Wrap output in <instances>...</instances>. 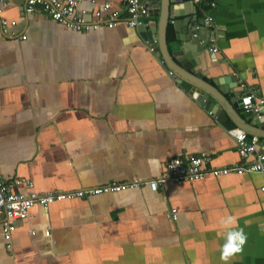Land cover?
<instances>
[{
	"label": "crops",
	"instance_id": "1",
	"mask_svg": "<svg viewBox=\"0 0 264 264\" xmlns=\"http://www.w3.org/2000/svg\"><path fill=\"white\" fill-rule=\"evenodd\" d=\"M3 1L17 23L0 34V175L37 192L142 183L35 205L17 221L12 250L0 229V264H225L228 216L247 236L228 264H264V173L148 185L185 153L208 155L206 168L243 163L232 128L258 137L249 161L264 153V122L226 93L236 75V89L264 98V0L172 1L168 18L163 3L144 31L122 19L77 31ZM78 2L89 19L104 2L125 15L122 0ZM208 15L220 27L216 53ZM175 28L189 37L176 40Z\"/></svg>",
	"mask_w": 264,
	"mask_h": 264
},
{
	"label": "built area",
	"instance_id": "2",
	"mask_svg": "<svg viewBox=\"0 0 264 264\" xmlns=\"http://www.w3.org/2000/svg\"><path fill=\"white\" fill-rule=\"evenodd\" d=\"M124 4L125 15L120 16V11L113 9L109 2L97 5L91 15L93 19H89V13L85 8L79 7L78 0H22L23 13L30 14L36 10L46 13L51 19L61 23L67 28L73 30H87L96 27L99 24L107 23L111 25L117 19H122L129 26L136 27L141 24H146L149 16L148 6L143 4L141 0H122ZM217 0H208L210 6H214ZM3 5L7 2L0 0ZM17 21L14 18H8L1 14L0 9V34L4 36H12L15 31L13 27ZM203 25L214 31V36L211 38L212 46L210 51L216 53L218 45L216 39L217 32L220 27L215 24L213 18L208 15L203 19ZM25 35L19 36L20 39H25ZM153 49L152 47L150 48ZM172 75V71H169ZM240 86L246 92L241 97V106L246 113H253L259 117L264 111V98L258 96L253 90H249L245 83H240ZM234 137L237 151L244 158L241 164H233L227 167H210L206 168L209 162L208 155H193L185 153L179 156H174L166 161L167 172L155 179L148 181L151 190H156L158 186L166 180L172 182L192 181L199 179L205 175L207 171L214 176L228 175L230 173L243 172H260L264 173V153H259L256 160L249 161L248 158L256 151L258 137L249 135L242 129L232 128L230 130ZM142 181H111L102 186L92 187L87 189H78L73 191H44L37 192L32 190L33 183L25 178H15L13 181H6L0 175V229L2 236L6 242V248L12 250V237L17 228L18 220H25L35 205L48 208L55 201L65 199L78 198L83 196H91L99 193L119 192L129 188L138 187ZM26 185L29 191H20L15 189L16 185ZM264 191V185L260 187ZM177 209L172 207L169 211L170 217L175 220L177 217ZM264 215V208H263ZM32 233L34 231H31ZM45 234H49V230H45Z\"/></svg>",
	"mask_w": 264,
	"mask_h": 264
},
{
	"label": "water",
	"instance_id": "3",
	"mask_svg": "<svg viewBox=\"0 0 264 264\" xmlns=\"http://www.w3.org/2000/svg\"><path fill=\"white\" fill-rule=\"evenodd\" d=\"M172 1L173 2L174 1H177V2L183 1V2H186L187 0H165V1H163V0H159V1L158 0H141V2L143 4H145V5L148 6L149 14H151L153 12L155 13V12H158V11L159 12H162L163 11V6H164L163 3H166L167 4L166 5L167 10H165V12L167 14V18L169 17V14L168 13H169L170 9L172 8V6L170 5ZM170 17H171V15H170ZM136 28L139 29V30H143V31L145 29H148V27L147 26H144V24L138 25V26H136ZM188 37H189L188 33H184V30L181 31V29L175 28V39L176 40L182 41V40L187 39ZM189 40L195 41V37L194 36H190ZM154 46L157 48V42L155 43ZM165 49H166V47H165ZM181 65L185 69H188V70L190 69V67L188 65L184 64V63H181ZM232 81L233 82L229 84V87L227 88L226 93L229 96L230 95L233 96V99H232L233 103H232V105H233V107H235V105H236L235 102L237 100L241 104V97L244 95V93L246 91L243 90L242 88L239 89V90L236 89V87L238 86V84H237V76L236 75H235V78L234 77L232 78ZM194 85L195 84H193V88H194ZM195 87H196V85H195ZM195 90L198 91V89L194 88L193 91H195ZM205 93H207L208 95H210L209 92H205ZM259 118L261 119V121L264 122V111H262L260 113ZM257 146H259V145L257 144Z\"/></svg>",
	"mask_w": 264,
	"mask_h": 264
},
{
	"label": "clouds",
	"instance_id": "4",
	"mask_svg": "<svg viewBox=\"0 0 264 264\" xmlns=\"http://www.w3.org/2000/svg\"><path fill=\"white\" fill-rule=\"evenodd\" d=\"M222 226L227 229L226 242L222 246L220 259L228 264V261L236 254L243 251L247 243V236L242 228H233L237 224L235 216H228L221 221Z\"/></svg>",
	"mask_w": 264,
	"mask_h": 264
}]
</instances>
